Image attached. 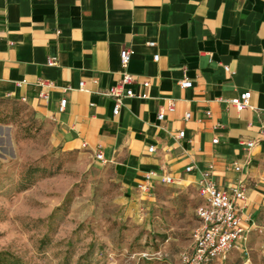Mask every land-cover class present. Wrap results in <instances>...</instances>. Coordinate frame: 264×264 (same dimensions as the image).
<instances>
[{"label": "crops", "instance_id": "obj_1", "mask_svg": "<svg viewBox=\"0 0 264 264\" xmlns=\"http://www.w3.org/2000/svg\"><path fill=\"white\" fill-rule=\"evenodd\" d=\"M122 47L132 49L126 87L146 97L124 96L113 113L115 100L103 90L122 77ZM184 78L190 86L179 84ZM247 89L248 106L237 110L228 99ZM6 101L46 120L55 144L92 156L136 199L168 184L195 190L197 207L202 170L228 191L242 180L245 198L236 204L247 239L237 250L264 264V0H0ZM98 147L105 162L94 155Z\"/></svg>", "mask_w": 264, "mask_h": 264}, {"label": "rangeland", "instance_id": "obj_2", "mask_svg": "<svg viewBox=\"0 0 264 264\" xmlns=\"http://www.w3.org/2000/svg\"><path fill=\"white\" fill-rule=\"evenodd\" d=\"M0 124V250L19 264H173L190 247L195 190L162 184L136 199L24 104L0 103ZM236 251L216 260L243 264Z\"/></svg>", "mask_w": 264, "mask_h": 264}, {"label": "built area", "instance_id": "obj_3", "mask_svg": "<svg viewBox=\"0 0 264 264\" xmlns=\"http://www.w3.org/2000/svg\"><path fill=\"white\" fill-rule=\"evenodd\" d=\"M150 45H154V41L148 42ZM132 49L130 47H122L120 49V61L123 66V73L120 81L116 84H112L103 90V93L110 95L114 98L115 104L113 106V113L119 111L122 98L124 96L138 95L140 97H146L145 93L136 94L131 87H126L133 77L125 67L130 60ZM153 58L156 60L158 54L155 53ZM49 64L54 63L53 58H48ZM228 69V66H224ZM41 84L52 85L50 81L40 80ZM149 83L148 80L143 81L144 85ZM179 84L183 87L190 86L191 81L188 78L179 80ZM83 82H80L82 87ZM42 95H46L42 93ZM251 95L250 90H243L237 95L228 99L237 110H241L248 106V101ZM65 104V98L60 100V108L62 109ZM173 103L169 102L167 109H173ZM210 113L209 110L206 111ZM190 112L185 113V118H188ZM158 118H163L164 112L161 110L157 114ZM183 130H179L178 136H183ZM264 136V130L261 131ZM216 141L217 138L212 139ZM241 143L250 147L254 144V140H242ZM85 146V142L82 143ZM153 149V145L149 146V150ZM95 157L105 162L106 159L103 156L101 148H97ZM191 165H187L186 169L189 170ZM239 168L238 165L235 166ZM150 171L148 175L152 174ZM161 180L165 183L172 182L173 178L169 175L161 177ZM142 189L148 190L146 184L139 185ZM198 189L200 194L204 197V203L199 204L196 207V214L199 218V223L194 227L192 231V242L189 248L183 249L179 252V259L173 264H210L213 260L218 258H225L232 249H239L241 243L247 239V230L241 224L240 216L237 212V200L245 198V185L242 180H239L231 190H225L216 186L213 178L211 177L210 170H202L198 179ZM248 263V258H245L243 264Z\"/></svg>", "mask_w": 264, "mask_h": 264}, {"label": "trees", "instance_id": "obj_4", "mask_svg": "<svg viewBox=\"0 0 264 264\" xmlns=\"http://www.w3.org/2000/svg\"><path fill=\"white\" fill-rule=\"evenodd\" d=\"M14 263L19 264L15 256L4 250H0V264H14Z\"/></svg>", "mask_w": 264, "mask_h": 264}]
</instances>
